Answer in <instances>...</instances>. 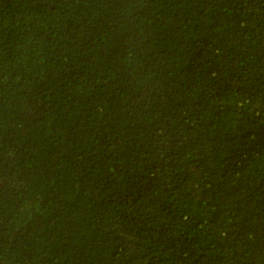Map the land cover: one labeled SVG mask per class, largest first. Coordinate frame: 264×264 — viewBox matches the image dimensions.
<instances>
[{
    "label": "trees",
    "instance_id": "obj_1",
    "mask_svg": "<svg viewBox=\"0 0 264 264\" xmlns=\"http://www.w3.org/2000/svg\"><path fill=\"white\" fill-rule=\"evenodd\" d=\"M0 264H264V0H0Z\"/></svg>",
    "mask_w": 264,
    "mask_h": 264
}]
</instances>
